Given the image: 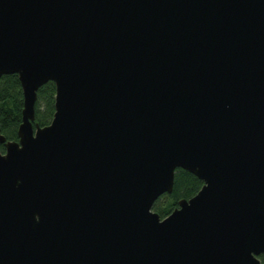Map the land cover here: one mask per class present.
<instances>
[{"label": "water", "instance_id": "obj_1", "mask_svg": "<svg viewBox=\"0 0 264 264\" xmlns=\"http://www.w3.org/2000/svg\"><path fill=\"white\" fill-rule=\"evenodd\" d=\"M5 75L0 264H261L264 0H0ZM176 169L203 185L160 218Z\"/></svg>", "mask_w": 264, "mask_h": 264}, {"label": "trees", "instance_id": "obj_2", "mask_svg": "<svg viewBox=\"0 0 264 264\" xmlns=\"http://www.w3.org/2000/svg\"><path fill=\"white\" fill-rule=\"evenodd\" d=\"M55 86L52 82L42 85L37 91L34 106L35 120L40 127L47 126L54 113ZM23 98L17 75H5L0 78V132L6 141H17V129L21 123ZM0 150L3 153L4 147ZM203 183L192 174L176 169L174 173L173 189L170 194H164L154 203L152 210L160 218H165L178 206V201L188 200L195 196ZM264 264V255L256 256Z\"/></svg>", "mask_w": 264, "mask_h": 264}]
</instances>
